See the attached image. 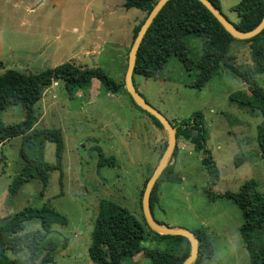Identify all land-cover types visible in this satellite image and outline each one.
<instances>
[{
    "label": "rangeland",
    "instance_id": "obj_1",
    "mask_svg": "<svg viewBox=\"0 0 264 264\" xmlns=\"http://www.w3.org/2000/svg\"><path fill=\"white\" fill-rule=\"evenodd\" d=\"M238 2L219 0L220 11L231 22L238 20L232 10ZM145 15L146 11L136 7H124L123 0H0V74L7 69L38 72L70 60L77 65L99 66L115 81L124 82L132 31ZM201 45L202 40L191 38V57L200 54ZM230 54L237 67L252 65L248 42L233 40ZM194 78L195 70H187L175 56H170L154 77L132 76L137 91L169 121L179 122L202 111L208 132L206 146L219 173L210 187L213 192H237L250 178L264 192V156L256 138L261 116L257 109L229 98L236 90L249 94L247 86L223 68L201 88L191 86ZM256 81L264 87V72L256 75ZM35 111L38 118L34 127L62 130L61 182L60 171L51 170L43 190L40 180L33 178L10 195L8 185L23 166L21 138L1 142L0 219L25 207L46 204L67 218L65 225H52L51 235L64 241L53 254L54 264H98L89 258L88 247L100 201H114L144 220L140 191L167 145V131L137 107L126 91H106L97 79L73 94L55 81L43 90ZM24 116L21 104L0 112L5 124ZM174 148L166 164L169 167L156 187L153 218L191 231L204 227L214 251L204 264H250L239 233L241 210L233 200L211 199L204 191L209 174L203 152L194 150L183 136L176 138ZM99 152L113 156V165L98 166ZM54 153V143L46 140L44 160L55 163ZM236 158L242 159L238 165ZM40 228L39 219L34 218L25 222L23 231ZM254 234L264 250V227ZM142 246L164 249L168 245L151 234ZM26 254L23 250L20 256ZM145 262L141 251L124 264Z\"/></svg>",
    "mask_w": 264,
    "mask_h": 264
},
{
    "label": "trees",
    "instance_id": "obj_2",
    "mask_svg": "<svg viewBox=\"0 0 264 264\" xmlns=\"http://www.w3.org/2000/svg\"><path fill=\"white\" fill-rule=\"evenodd\" d=\"M209 1L220 10L219 0ZM155 2L123 0V6L126 8L136 7L146 11L145 17L133 28V39ZM232 10L238 15L237 22H232L235 27L248 31L253 29L264 15V0H239ZM192 37L202 40L200 54L194 58L190 52ZM233 40L248 42L251 66L239 68L233 63L230 54ZM170 56H175L187 70H195L192 87L201 88L209 77L214 76L222 68L243 81L249 94L243 90H236L229 94V98L241 106L258 110L261 121L256 126V138L260 153L264 156V87L258 85L256 81V75L264 72V27L249 38L237 39L200 0H167L140 41L132 76L133 74L156 76ZM92 79H97L106 91L127 92L124 82L115 81L101 67L77 65L70 60L38 72L7 69L0 74V112L15 104H21L25 111L24 118L18 122L5 124L0 120V143L16 136L21 138L19 156L23 166L8 185L10 195L16 194L23 182L33 178L40 180L43 190L48 172L51 170L60 171L61 182L60 162L64 151L62 130L59 127H34L38 118L35 104L41 98L43 90L54 81L62 82L67 92L73 94L89 88ZM136 106L145 111L158 127L163 128L154 115L139 105ZM203 119L202 111L197 110L179 122H170L175 128L176 138L185 137L194 150L203 152V163L209 174L208 185L204 188L206 194L211 199L227 197L241 210L243 221L239 226V233L248 251L250 264H264V250L254 234L256 229L264 227V192L258 189L253 178L244 181L237 192L215 193L210 189L217 182L219 173L206 146L208 132ZM46 140L55 145V163L47 162L43 158ZM174 151L175 148L172 154ZM241 161L242 159L236 158L235 164L238 165ZM113 162V156H104L99 152L98 166L113 165ZM168 167H164L152 186L149 197L150 210L156 199V187ZM145 184L146 181L140 191L141 194ZM34 218L39 219L41 228L23 231L25 222ZM66 223L65 215L46 204L40 208L25 207L13 215L3 217L0 219V264H54L53 254L64 246V241L51 235L52 225ZM192 231L198 238L199 252L191 264H204V261L211 258L214 253L211 239L202 226ZM151 234L157 239L166 240L168 246L164 249L142 246V241ZM23 250H26L27 254L20 256ZM7 251L10 255L6 253ZM141 251L147 259L144 264H181L189 254L190 241L181 234L157 233L148 227L145 219L141 221L135 218L126 208L114 201L101 200L91 230L89 258L98 264H124Z\"/></svg>",
    "mask_w": 264,
    "mask_h": 264
},
{
    "label": "water",
    "instance_id": "obj_3",
    "mask_svg": "<svg viewBox=\"0 0 264 264\" xmlns=\"http://www.w3.org/2000/svg\"><path fill=\"white\" fill-rule=\"evenodd\" d=\"M167 0H157L152 9L148 12L146 18L144 19L143 23L141 24L139 30L137 31L136 36L133 39V42L130 47L129 55H128V62L127 67L124 74V86L127 90V92L130 94L132 99L135 101L137 105H139L141 108L148 111L150 114L154 115L163 125V127L166 129L168 134V141L167 145L158 161V164L156 168L154 169L151 176L148 178L141 198V207L143 211V216L146 221V224L150 229L153 231L160 233V234H181L188 238L190 241V251L188 256L183 260L181 264H191L197 257L199 249H198V238L195 236L194 232L182 227H170L166 226L164 224H160L153 218L150 210L149 205V197L150 192L152 189V186L157 179V177L160 175V173L163 171L164 167L167 164V161L174 149L175 143H176V135H175V128L173 127L172 123L155 107L150 105L145 98L137 91L133 84L132 80V71L135 63L136 58V52L139 47L140 41L159 11V9L163 6V4ZM211 12L212 14L217 18V20L222 24V26L235 38L238 39H245L249 38L253 35H255L257 32H259L264 27V15L262 16L260 22L251 30L248 31H242L235 27V25L228 20L222 12L213 5L209 0H200Z\"/></svg>",
    "mask_w": 264,
    "mask_h": 264
},
{
    "label": "crops",
    "instance_id": "obj_4",
    "mask_svg": "<svg viewBox=\"0 0 264 264\" xmlns=\"http://www.w3.org/2000/svg\"><path fill=\"white\" fill-rule=\"evenodd\" d=\"M73 62H74V61H73ZM54 83H55V81H54V82H52V84H53V85H54ZM52 84H51V85H52ZM51 85H50V86H51Z\"/></svg>",
    "mask_w": 264,
    "mask_h": 264
}]
</instances>
